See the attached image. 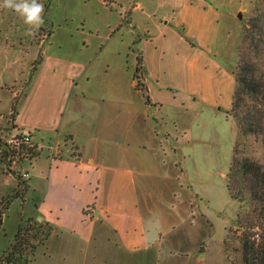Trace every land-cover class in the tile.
Segmentation results:
<instances>
[{"label": "rangeland", "instance_id": "rangeland-1", "mask_svg": "<svg viewBox=\"0 0 264 264\" xmlns=\"http://www.w3.org/2000/svg\"><path fill=\"white\" fill-rule=\"evenodd\" d=\"M41 2L44 24L34 35L26 34L14 11L0 8V143L28 132L51 156L76 157V142L92 151L95 137L98 150L117 152L130 139L135 149L141 130L149 147L136 150L148 175L138 186L177 184L194 198L198 192L196 201H208L201 206L215 225V238L226 229L225 263L244 264L252 233L264 232V224L253 205L231 199L226 180L236 150L264 164V142L240 132L231 102L240 54L263 68L264 57L254 58L252 46L264 39V0ZM245 28L253 43H243ZM137 66L146 92L135 85ZM107 128H115L121 141H109ZM68 132L74 142L64 138ZM22 150L27 157L13 154L0 163V221L8 201L3 193L19 194L12 188L19 172L35 170L30 152L38 154L37 146ZM159 158L165 163L158 164ZM12 206L5 213L14 220ZM202 226L205 234L204 221Z\"/></svg>", "mask_w": 264, "mask_h": 264}, {"label": "crops", "instance_id": "crops-1", "mask_svg": "<svg viewBox=\"0 0 264 264\" xmlns=\"http://www.w3.org/2000/svg\"><path fill=\"white\" fill-rule=\"evenodd\" d=\"M32 65L34 74L37 64ZM107 130L109 141H121L115 128ZM140 132L135 149L130 139L117 152L98 150L101 142L95 137L92 151L76 142V157H53L31 137L38 148L32 157L35 170L12 187L19 194L3 193L8 201L0 221V264H226V229L215 238V225L201 206L205 198L196 201L198 192L194 198L177 184L138 186L148 175L136 150L149 147ZM65 137L76 139L71 132ZM161 163L165 160L159 158ZM11 206L14 220L5 213ZM22 233L17 241L15 235Z\"/></svg>", "mask_w": 264, "mask_h": 264}, {"label": "trees", "instance_id": "trees-1", "mask_svg": "<svg viewBox=\"0 0 264 264\" xmlns=\"http://www.w3.org/2000/svg\"><path fill=\"white\" fill-rule=\"evenodd\" d=\"M242 38L243 43L247 39L251 43L254 42H252L249 28H245ZM260 38L252 46L254 58L257 53H261L264 57V39L263 36ZM238 49L240 54L244 51V45L239 44ZM240 55L235 71L236 86L231 102V112L242 134L261 137L264 142V63L263 68H260L253 57L249 59L244 54ZM139 70L137 66L133 75L137 79L136 87L146 92V88L138 80ZM30 153L35 155L33 150ZM13 154L21 157L23 150L10 149L7 145L0 143V163L5 162L4 160L9 159ZM226 186L231 199L238 200L241 206L244 203L253 205V211L258 220L264 224V164L250 157H239L236 150L229 167ZM16 247V243L13 244V248L16 249ZM246 251V254H243L244 264H264L263 230L260 232L259 241L248 244ZM7 258L9 259V256Z\"/></svg>", "mask_w": 264, "mask_h": 264}, {"label": "clouds", "instance_id": "clouds-1", "mask_svg": "<svg viewBox=\"0 0 264 264\" xmlns=\"http://www.w3.org/2000/svg\"><path fill=\"white\" fill-rule=\"evenodd\" d=\"M0 8L14 11L27 26L28 35H34L44 24V5L41 0H2Z\"/></svg>", "mask_w": 264, "mask_h": 264}, {"label": "built area", "instance_id": "built-area-1", "mask_svg": "<svg viewBox=\"0 0 264 264\" xmlns=\"http://www.w3.org/2000/svg\"><path fill=\"white\" fill-rule=\"evenodd\" d=\"M31 145H32L31 136L28 132L16 133L15 135H12V137H10L7 141V146L10 149H14L17 151H20L24 147H28ZM19 175H20V178L26 179L29 177V172L24 170L23 172H19ZM259 239H260V231L259 229H257L252 233V241L257 243Z\"/></svg>", "mask_w": 264, "mask_h": 264}]
</instances>
